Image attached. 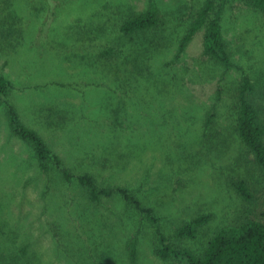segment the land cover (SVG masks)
Listing matches in <instances>:
<instances>
[{"label":"rangeland","instance_id":"374dc122","mask_svg":"<svg viewBox=\"0 0 264 264\" xmlns=\"http://www.w3.org/2000/svg\"><path fill=\"white\" fill-rule=\"evenodd\" d=\"M204 1L155 0L158 25L127 36L122 20L149 0H0V24L18 37L11 51L0 44V74L14 86L22 121L74 175L66 181L54 165L41 171L0 103V264H131L126 244L138 232L134 264H180L156 255L153 227L118 194L89 201L76 178L83 173L100 187L133 191L167 235L211 213L194 239L181 242L194 253L220 226L245 216L264 223L263 176L233 127L242 75L264 114V13L242 0H213L214 12L223 4L233 66L203 55L205 27L174 59ZM101 46L115 47L109 62L99 59ZM231 177L248 181L251 201Z\"/></svg>","mask_w":264,"mask_h":264},{"label":"trees","instance_id":"16d2710c","mask_svg":"<svg viewBox=\"0 0 264 264\" xmlns=\"http://www.w3.org/2000/svg\"><path fill=\"white\" fill-rule=\"evenodd\" d=\"M251 8L264 13V0H242ZM214 12V1L205 0L203 5L195 12L193 20L185 35L181 38L177 53L174 59H179L187 43L192 37L205 27L203 34V55L214 60L223 67L233 66L230 56L224 46L221 33V9ZM4 12V11H3ZM14 13L4 16V20L13 18ZM159 9L155 0H149L145 11L138 14H130L122 20L119 30L127 36L155 28L159 23ZM4 32L6 34H4ZM8 35L5 29V22L0 24V38L3 47L11 51L15 37ZM116 53L113 46H101L99 59L110 61ZM14 86L12 82L0 74V103L6 107L7 121L10 130L21 141L33 148L34 157L41 171L48 173L51 165L59 169L63 178L70 181L74 175L68 168L62 167V161L58 155L52 152L43 137L32 127L24 123L17 106L11 99V91ZM254 90L253 81L242 75L238 83L235 105L233 107L234 132L240 140L243 148L249 153L255 163L259 166L264 180V114L262 115L256 106L251 102L250 95ZM11 103H10V102ZM215 112L210 111L204 121V128L208 129L213 124ZM78 183L88 193L89 201L100 202L103 197H110L118 194L123 204L128 209L142 215L153 227L155 239V253L162 261H176L180 264H264V223L247 216L239 221L225 224L212 232L203 250L194 253L181 242L184 239H194L199 229L212 220L211 213L196 215L189 221L179 225L172 235H167L160 226L159 217L154 209L144 205L142 200L126 187L115 188L100 187L96 178L83 173L77 177ZM231 187L245 201H251L253 194L248 181L245 178L231 177L228 179ZM172 239H176L173 242ZM139 232L135 233L126 244L128 258L131 264L136 263L138 257ZM100 262L97 260V263Z\"/></svg>","mask_w":264,"mask_h":264},{"label":"crops","instance_id":"0c3cea01","mask_svg":"<svg viewBox=\"0 0 264 264\" xmlns=\"http://www.w3.org/2000/svg\"><path fill=\"white\" fill-rule=\"evenodd\" d=\"M14 102V101H13ZM15 104V103H14ZM18 108V107H17ZM19 110V109H18ZM20 113V112H19Z\"/></svg>","mask_w":264,"mask_h":264}]
</instances>
